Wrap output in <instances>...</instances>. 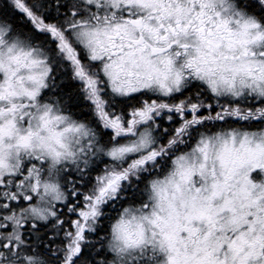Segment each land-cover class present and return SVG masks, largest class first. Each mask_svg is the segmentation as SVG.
<instances>
[{
  "label": "snow or ice",
  "instance_id": "obj_1",
  "mask_svg": "<svg viewBox=\"0 0 264 264\" xmlns=\"http://www.w3.org/2000/svg\"><path fill=\"white\" fill-rule=\"evenodd\" d=\"M0 264H264V0H0Z\"/></svg>",
  "mask_w": 264,
  "mask_h": 264
}]
</instances>
